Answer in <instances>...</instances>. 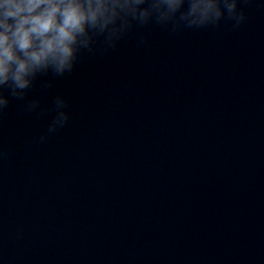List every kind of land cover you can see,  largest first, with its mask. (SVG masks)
<instances>
[{
	"label": "water",
	"instance_id": "water-1",
	"mask_svg": "<svg viewBox=\"0 0 264 264\" xmlns=\"http://www.w3.org/2000/svg\"><path fill=\"white\" fill-rule=\"evenodd\" d=\"M244 7L238 30L137 29L38 86L71 114L46 143L52 114L13 101L0 264H264V0Z\"/></svg>",
	"mask_w": 264,
	"mask_h": 264
},
{
	"label": "clouds",
	"instance_id": "clouds-1",
	"mask_svg": "<svg viewBox=\"0 0 264 264\" xmlns=\"http://www.w3.org/2000/svg\"><path fill=\"white\" fill-rule=\"evenodd\" d=\"M253 0H0V128L13 101L36 119L48 116L46 131L33 138L43 144L71 120L62 94L51 106L31 96L38 86L47 94L55 78L73 73L86 55L114 52L137 29L159 26L172 35L185 30H238L247 23L244 6ZM141 34L140 45L147 43ZM51 77L48 79H42ZM0 143V160L12 155Z\"/></svg>",
	"mask_w": 264,
	"mask_h": 264
}]
</instances>
